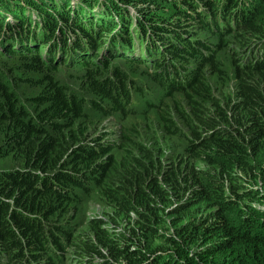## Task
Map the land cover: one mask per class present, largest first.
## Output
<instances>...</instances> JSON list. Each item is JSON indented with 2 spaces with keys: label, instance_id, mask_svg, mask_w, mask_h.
<instances>
[{
  "label": "trees",
  "instance_id": "16d2710c",
  "mask_svg": "<svg viewBox=\"0 0 264 264\" xmlns=\"http://www.w3.org/2000/svg\"><path fill=\"white\" fill-rule=\"evenodd\" d=\"M54 1L57 2V6L53 4ZM75 1L80 5H87L89 9L93 6L92 0ZM105 1H108L122 18L124 10L118 5L117 0ZM69 2L70 0H49L52 9L48 11L44 7L39 9L28 0H0V18L3 19L5 11H10L16 19L24 21L23 5L31 4L42 19L40 31L45 30V27L53 31V18H55L56 22L59 20L71 28L77 22L81 25L82 28L79 27V29L83 34L89 36L91 30L88 25L73 17L68 23L69 16L61 12L69 5ZM202 2L205 6L221 5V0H217L216 3L209 0H202ZM81 8L84 10L82 6ZM149 13L152 16L161 17L157 13L153 14L151 11ZM122 19L126 20L127 27L132 25L131 21L124 17ZM143 20L142 22L147 21L145 15ZM110 21L112 20H105L106 25ZM255 21L251 13L241 20L253 31L264 30V22L256 27ZM20 24L22 25L23 22ZM116 24L117 21H115ZM98 26L100 29L105 28V26ZM58 27L61 28L59 30L61 34H67L63 29L64 26L58 25ZM144 27H149L153 31L151 25L144 24ZM161 28V34L156 35L158 38L156 40L165 44L167 28L171 27L163 24ZM229 28L227 26V29ZM125 29L127 32L125 35H128L129 29ZM31 30H33L32 27ZM142 30L145 33L147 28ZM13 31L15 33L13 36L17 33L22 34L16 28ZM93 35V43L99 44L97 39L102 36V32L99 30L93 32ZM35 36L25 43H19L17 40L8 41L13 44L9 46H20V49L16 50L27 49L30 52L40 53L39 56L33 55L34 58L30 56L28 59H20L21 68L29 71L35 70L37 68L35 65L41 60L46 61L41 57L43 51L47 52L45 57L48 58L55 51H59L62 58L66 60L68 50L65 48L69 45L76 44L84 49L75 39L71 44L69 38L60 41L58 37H54L50 43L41 35L35 34ZM137 36L139 33L135 37ZM87 40L86 43L89 45L90 40ZM143 40L149 42L151 39L149 35L144 34ZM93 43L92 47H94ZM152 43L155 41L153 40ZM0 46L4 47L2 44ZM201 47L206 49L209 46L202 44ZM247 61L249 63L246 68L235 73V85L239 98L232 104L231 110L239 108L240 110L229 119L225 116V108L219 105L209 93V86L201 74L185 73L186 78L191 75L186 86L178 84L179 75L178 77L173 75L176 83L171 84V89L185 93L189 110L197 120V125L190 127L191 132L196 133V138H191L187 144L191 152L188 159L204 162L208 170H204L202 176L201 171L192 161H185L180 168L179 165L174 166L173 169L165 172L163 177L170 191L157 185L158 178L151 164L139 161L135 156L136 167L132 164L133 167L129 166L125 169H122L120 165L124 166L123 162L131 160L126 158L127 155H124L117 164L121 169L113 164L112 156L109 155L103 160L94 161L99 153L107 150L109 143L106 140L81 141L83 137L81 129L77 128L76 131L72 126L81 115L82 102L77 95L68 92L52 77L38 76L43 81V85L34 76L28 75L23 80L28 84L32 79H36L35 85L42 87V90L35 94L23 96L28 98L29 109L33 110L34 118L29 117L20 106L18 98L13 96L14 92L11 89L13 85L10 81V84L6 81L11 75L5 76V82L0 79L2 152L9 155L17 154L24 162L38 168L33 177L26 175L23 172L25 169H21L7 179L0 175L11 186L9 198L14 200V205L8 206L5 201H0V248H16L14 252L21 253L20 246L24 244L33 254L47 253L49 255L46 254L47 258L53 263L56 262L62 248L60 234L67 232L63 227H56L49 220L38 219L35 217L36 213L51 212L63 200L70 201V198L78 200L72 190L73 186L88 191L90 190L89 182L98 185L100 180L107 178L104 182L110 191H105L111 198L125 199L126 204L130 196L135 199V202L130 203L129 208L126 207L123 211L127 216L125 226L131 224L128 228L118 227V220L114 217L112 224L107 226L105 221L98 219L90 225V234L81 233L77 240L79 249L75 251L80 254H86L92 259L93 255L103 256L101 249L107 248L110 257L115 260L125 259L126 264L154 261L151 250L145 251L144 247L140 246L142 238L145 242L147 241L144 233L148 231V226L154 227L164 222L161 207L154 205V202L169 200L171 192L177 196L176 200L179 199L183 191L177 193L176 188L180 189L179 185L184 184L186 196L182 203L178 204L180 215L173 221L175 231L167 235L168 242L175 245L172 248L175 256H171L169 264H264V159L259 160L256 154V151H264V63L251 65L252 60ZM53 62L56 61L53 59ZM205 62L208 60L206 59ZM158 65L159 63L156 62V66ZM90 72L92 71L87 68L83 73V76L87 77L89 89L106 97L113 104V108L116 107L119 98L125 93L122 78L119 77L120 73L114 69L112 79L97 80ZM194 94L202 97V101H198ZM207 101L213 104L211 109L206 107ZM36 104L41 106L36 108ZM226 104L228 106L227 102ZM97 106L99 107V104ZM180 112L183 114L182 110ZM161 117L166 128L173 126V121L168 116L162 114ZM187 119L190 120L188 117ZM220 119L225 120L227 125H218ZM203 128L207 130L201 133ZM63 165L69 167H62ZM234 167H238L243 174L256 177V184L241 185L239 191V186L234 183V179L241 175L233 172ZM53 168H56L54 172L50 170ZM82 168V171H76ZM216 174L219 179H213ZM215 180L217 183H214ZM110 184H114V191H111ZM255 199L262 206L253 205L252 201ZM204 204L206 211L198 216L193 209H190L191 206L199 207ZM131 210L137 214L135 223L129 219ZM187 214L188 218L181 223L183 216ZM158 234L162 236L165 233ZM176 237L179 241L185 242V247L179 245ZM133 239L137 242V246L134 248L132 245L130 248L126 246V243L132 242ZM192 243L195 245L191 246ZM24 258L27 256L24 255ZM92 260L86 261L85 264H92Z\"/></svg>",
  "mask_w": 264,
  "mask_h": 264
},
{
  "label": "rangeland",
  "instance_id": "374dc122",
  "mask_svg": "<svg viewBox=\"0 0 264 264\" xmlns=\"http://www.w3.org/2000/svg\"><path fill=\"white\" fill-rule=\"evenodd\" d=\"M124 1H127L131 9L136 8L139 18L136 19V15L117 0L118 5L124 10L122 11V18H126L131 23L132 19H134L135 23L138 21L141 25L143 23H153L158 26L157 31H162L161 26L163 24L171 27L170 29L167 28L168 32L170 30L177 31V35L172 39H164L166 44L163 47L162 55L155 59V64L156 62H161L159 68L156 65L149 67L142 59L145 56L143 55L145 51L140 49L138 40H134L133 47L138 50L140 60L133 61L115 52L110 54L106 53V56L103 55V60L97 59L99 58V56H96L99 53L98 51L101 52L107 43L113 42V38L111 36L108 41H101L99 43V40L102 39L101 36L97 39L99 43L97 44L93 43L94 36L93 38L90 36L93 32L102 30L103 33L107 29L106 27L110 28L114 26L115 21L113 20L118 17V12L114 11V7L105 0H92L93 6L90 8L92 10H89L87 5H80L79 2L70 0L69 5L62 9L61 12L65 15L73 13L75 18L80 19V21L90 26L91 34L89 36L84 35L81 29L80 32L74 29L73 31L77 34V37L74 39L80 46L86 39L90 40L88 51L91 55L87 50L84 53L76 52L67 54V60L62 58V55L58 57L56 55L53 58L58 61L53 62V59L45 57L46 51H43L41 57L46 61L41 60L39 64L35 65L37 67L35 69L36 71H29L21 68L20 59H28L30 56L34 58L33 55L38 54L39 56L40 53L30 52L27 49L16 50L12 48L13 46L9 45L13 44L8 41L17 40L19 43H25L29 41V38L23 32L22 34L17 33L13 36L14 31L10 27H5V31L8 33L7 35L0 28V44L4 46V48H0V79L5 82V76L11 75L6 81L8 84L11 82L13 85L11 88L14 92L12 93L13 96L18 98L20 106L27 112L29 117L34 118L33 110L29 109L28 98H24L23 96L32 95L42 90V87L40 88L39 85H35L36 79L43 85V81L38 76L44 75L52 77L53 80L62 84L68 92L77 95L82 102L81 115L72 126L76 131L77 128L81 129L83 136L81 141H90L92 139L97 141L106 140L109 143L107 150L99 153L94 161L103 160L109 155L112 156L113 164L118 169H125V167H133L132 164H135L136 167L135 156L139 161L150 163L158 178L157 185L163 187L166 191H170L169 185L163 180V177L165 176V172L173 169L174 166L177 167L179 165L180 168L185 161H192L197 165L202 176L203 171L208 170L204 162L194 161L191 158L188 159L189 153L191 152L188 150L187 144H189L191 138H196V133L193 134L190 127L197 125V120L189 110L185 93L171 89V84L176 83L173 75H177V77L179 75L180 80H178V84L186 86L191 79V75H188L186 78L185 73L192 72L201 74L209 86L208 90L211 96L218 101L219 105L225 108V116L227 119L232 118L233 114L240 110V108L231 110L232 104L239 98L235 85L236 71H241V69L246 68L247 63H249L247 61L249 55L254 57L250 61L251 65L264 63V61L255 62L256 40L259 41L262 36L264 37V30L253 31L244 22H240V20L244 15L251 13L254 20H256L255 26H261V22H264V0H256L252 10H247L240 16L238 23L224 31H212L207 24L201 27L197 26V23L203 24L201 21L203 20V13L197 10L201 7L202 1ZM209 1L212 3L217 2V0ZM28 2L33 3L39 9L41 7H44L48 11L52 9L49 0H36L33 2L28 0ZM53 4L57 6L56 1ZM225 4L226 6L235 7L238 5V0H227ZM81 6L84 10H89L90 12H85ZM74 9H78L79 11H75ZM182 9L193 12L197 11L196 16L187 15ZM31 10V7L28 6L27 8L25 6L27 16L35 20L28 13ZM150 11L153 14L157 13L161 15V17L152 16V18L149 17L147 21L142 22L144 21V15H151L149 13ZM122 18H119L117 22L119 24H126V20ZM53 20L54 26H52V29L57 28L60 30L61 28L56 25L55 18ZM105 20L112 21L106 25ZM96 23L100 26H105V29L93 28ZM37 24L38 22L34 21L29 26V29ZM214 24L218 27V20H215ZM127 28L130 32L135 30L130 26ZM21 31L19 30V32ZM35 31H37L36 34L41 35L47 41H53L54 34L52 30L49 31L46 29L40 32L39 28H35ZM58 39L65 41L67 37L65 36L63 38L58 36ZM2 41L5 42L1 43ZM92 43L94 47L91 46ZM202 44L208 45L209 47L205 49L201 47ZM8 47L12 50H8ZM206 59L208 62H205ZM210 60L211 62H209ZM68 61H72L73 63H69ZM201 61H204V63H201ZM87 68L92 71L90 74L97 80L112 79L114 69L120 73L119 77L122 78L121 81L125 93L119 98L116 107L113 108V104L106 97L89 89L87 86V77L83 76ZM177 69L179 71H176ZM28 75L34 76L36 79H32L26 84L23 80ZM188 91L193 93L191 90ZM194 97L198 101H202V97L198 94H194ZM97 104H99V107ZM205 105L210 109L213 107L210 101H207ZM35 106L37 108L41 105L38 106L36 104ZM180 110H182L183 114H181ZM162 114L168 116L173 121V126L169 128L165 127L161 117ZM218 122V125H227V122L223 119H220ZM206 130V128H203L201 133H204L202 131L206 132ZM2 151L3 149L0 147V175L2 174L5 179L20 172L21 169H25L23 172L29 177H33L34 173L37 172V167H33L31 164L24 162L17 154L9 155L4 154ZM256 154L259 160L264 159V151H256ZM124 155H127L126 158H130L131 160L126 163L123 162L124 166L120 165V168L117 164L122 160ZM62 167L68 168L69 166L63 165ZM55 169L50 170L54 172ZM82 170L83 168L76 171ZM233 172L241 175V177H235L234 179V183L239 186V191L241 190V185L246 186L248 184L254 186L256 184V177L243 174L238 167H234ZM4 178L0 176V201H5L7 206L10 204L14 205V200L9 198L11 186L6 183ZM213 179H219V176L216 174ZM104 180L107 181V178H104ZM104 180H100L98 185L94 182H89L90 190L88 191L87 189L73 186L72 190L75 192L76 198L79 201L75 198H70V201L63 200L51 212L36 213L37 216L35 217L38 219L49 220L56 227H63L67 232L66 234H60L62 248L56 262L53 263L47 258V253L42 254L37 252L33 254L24 244H21L20 251L22 254L14 252L16 248H0V264H85L86 261L92 259V264H126L125 259L119 258L115 260L110 257L107 248L101 249L104 254L103 256L93 255L92 259L86 254L82 255L78 251H75L79 249L77 240H79L81 233L90 234V225H93L98 219L105 221L107 226L112 224L114 217L118 220V227L128 228L131 224L125 226L124 222L127 221V216H125L123 211L126 207L129 208V204L134 203L135 199L130 196L126 204L125 199L111 198L107 191H105H110V189L105 186ZM214 183H217V180ZM110 185L112 187L111 191H114V184ZM179 186L180 189L178 187L176 188L177 193L183 191L179 199L176 200L177 196L171 192L169 200L154 202V205L161 207L164 222L158 226H148V231L144 233L147 241L145 242L142 238L140 246L144 247L145 251L151 250L150 252L153 254L152 260H155L142 264H169L171 256H175L172 251L175 245L168 242L167 235L175 231L173 221L180 215L178 211L180 206L178 204H181L186 196L184 184ZM2 189H5V191H2ZM252 204L262 206L256 199L252 201ZM190 209L194 210L196 216L206 211L205 204L199 207L191 206ZM158 213H160V209H158ZM187 218L188 214L183 216L181 223ZM129 219L135 223L137 219L136 212L131 210L129 212ZM158 233L165 234L161 236ZM176 239L179 245L185 247L186 244L184 241H179L178 237ZM131 245L134 248L137 246V242L133 239L132 242L126 243V246L129 248ZM190 245L194 246L195 244L192 243ZM24 255L27 258H24Z\"/></svg>",
  "mask_w": 264,
  "mask_h": 264
},
{
  "label": "bare ground",
  "instance_id": "6f19581e",
  "mask_svg": "<svg viewBox=\"0 0 264 264\" xmlns=\"http://www.w3.org/2000/svg\"><path fill=\"white\" fill-rule=\"evenodd\" d=\"M255 1L256 0H239L238 5H236L235 7L226 6L224 1H221L220 6H218L217 4H215V5L211 4V5L205 6L204 3H202L201 7L197 10H199L200 12L203 13V20H201L203 22V24L197 23V26L201 27V26H204V24H207L210 26V30H212V31H216V30L224 31L227 29V26L233 27L236 23H238L239 18L244 11L252 10ZM184 12L187 15H191V16L195 17L197 11L193 12V11L184 10ZM117 16L118 17L115 19V21H117L120 18L118 14H117ZM215 20H218V27H216L214 24ZM131 24H133V25H131L130 27H133L135 30L131 31V32L129 30L128 35L127 34L125 35V36H127L129 41L125 42V39H124L125 36L123 35V36H120L119 40H114L113 42L107 43L105 45V47L108 49V51L106 49L105 50L103 49L101 52L98 51L99 53L96 56H99V58H97V59L103 60V55L106 56V53L110 54V53L115 52V53H119L122 56H124L128 59H131L133 61L134 60H140V57H139L140 54H138V50H136L133 47L134 40H138V44H139L140 49L145 51V52H143V55H145V56H143L144 58H142V59L147 63V65H149V67H151V65H153V66L156 65L155 59L159 58L162 55L163 47L166 44V42H165V44H163V42H158L156 40V39H158L157 36L152 32L151 28H149V27H143L144 29L147 28V31L144 33V31L139 28L138 23H135L134 19H132ZM119 26H121V24H119L117 22L116 27H119ZM119 30L122 34L127 33L126 31H124L121 28H119ZM138 33H139V36L135 37ZM144 34L149 35V37L151 39L149 42H147V40H143ZM176 35H177V31L167 32L165 34V39L166 38L172 39ZM102 36H103V39L99 40V42L108 41L110 39V37L112 36V34H111L110 30H108V31L104 30ZM68 38L72 44L74 38L71 36H69ZM153 40L155 41V43H152ZM86 41L88 42V40H86ZM86 41L83 44H81V46H83L84 49L79 48L76 44L75 45H69L68 48H65V49L68 50V54H72V53H76V52L84 53L86 50L88 51V48H89V45L86 43ZM1 47L2 46H0V48ZM12 48L20 49V46L16 45V46H13ZM88 53H89V51H88ZM46 54H47V52H46ZM56 55L58 57V56H61L62 54H59V51H55V53H53L52 55H49V57L53 58V56H56ZM90 55H88V56H90ZM107 56H109V55H107ZM256 57L259 60L264 59V46H262V48L257 51ZM54 60L56 62L58 61L57 59H54ZM66 60H67V57H66ZM68 62L73 63L72 61H68ZM158 66H156V67H158Z\"/></svg>",
  "mask_w": 264,
  "mask_h": 264
},
{
  "label": "clouds",
  "instance_id": "9594fccd",
  "mask_svg": "<svg viewBox=\"0 0 264 264\" xmlns=\"http://www.w3.org/2000/svg\"><path fill=\"white\" fill-rule=\"evenodd\" d=\"M199 2L200 1H202V0H198ZM221 1H224L225 3H226V1L227 0H221ZM119 2L123 5V6H125L126 8H129L130 9V11L134 14V15H136V17L137 18H139V14H138V12H137V10H136V8L135 9H131V7L130 6H128V4H127V1H124V0H119ZM238 3H239V0H238ZM193 4H198V3H193ZM25 6L28 8V6L29 7H31L32 8V10H31V12H28V13H30L34 18H35V20H37V22H38V24L36 25V26H32V28H33V30H31V29H29V26H31V24L35 21V20H32L31 18H29L28 16H27V12L25 11ZM198 6V5H197ZM23 7H24V10H22V17H23V19H24V21H21V19L20 20H18V19H16V17L10 12V11H5L4 12V16H3V19L2 18H0V20H1V25H0V28H2V30H4L5 31V27H10V29L11 30H14L15 28L16 29H18V30H22L21 32H24V35H26L27 36V38H29L28 40L30 41V40H32L34 37H36L35 36V34H36V32L37 31H35V28H39L40 29V25H42V19H41V16L40 15H38L37 13H36V10L31 6V4H24L23 5ZM85 12H88V11H85ZM246 11H244L242 14H244ZM89 13V12H88ZM249 14V13H248ZM247 15V14H246ZM246 15H244L243 17H245ZM53 16L55 17V15H54V13H53ZM68 23H69V21H70V18L71 17H73L74 19H75V17H74V15H73V13H70V14H68ZM242 16V15H241ZM152 18V15H145V18H146V20L148 19V18ZM243 17L241 18V20L243 19ZM240 19V18H239ZM28 20V21H27ZM241 20H240V22H241ZM21 22H23V24L21 25L20 23ZM76 22V21H75ZM239 22V21H238ZM21 26V28H20V26ZM84 24H86V25H88L87 23H85L84 22ZM145 24V26H147V25H151L152 26V28H153V33L155 34V35H157L158 36V34H161V31H157V28H158V26L157 25H154L153 23L152 24H148V23H144ZM144 24H139L138 23V25H139V28L140 29H142L143 27H144ZM56 25L58 26V25H62V27H63V29L66 31V33L67 34H63V36H61L62 34L59 32V30L56 28V29H53V36L54 37H58V36H60V37H69V36H71V37H73V38H76L77 37V34L73 31V29L75 30V31H77V32H80V29H79V27L80 28H82L81 27V25H78V23L76 22L75 23V26H73L72 28L71 27H69V26H67L66 24H63V23H61L59 20H57V22H56ZM159 25V24H158ZM89 26V25H88ZM123 27V28H122ZM89 28H90V26H89ZM93 28H99V26H98V24L96 23L94 26H93ZM119 28H121V29H123L124 31H126V29L125 28H127V23L126 24H121V26H119V27H116V25H114V26H112V27H110V28H107V29H109L110 30V32H111V34H112V38H113V41L114 40H119V38H120V36H125V34H122L121 32H120V30H119ZM46 29H48V27H45V30ZM101 29H105L104 27H101ZM49 31H51L50 29H49ZM6 33H7V31H5ZM40 32H42V31H40ZM101 32H102V30H101ZM15 34V33H14ZM103 34V33H102ZM7 35H8V33H7ZM93 34L91 35V37L93 38ZM124 39H125V42H128L129 40H128V38H127V36H125L124 37ZM87 40V39H86ZM85 40V41H86ZM256 43H257V47H256V55H257V51L259 50V49H261L262 48V46H264V37L262 36L261 37V39H259V41L258 40H256ZM91 46H92V44H91ZM8 50H12L10 47H8L7 48ZM251 58L253 59L254 57L252 56V55H249L248 56V59L247 60H251ZM262 61H264V59L263 60H259V59H257V57H256V59H255V62H262ZM159 63V65L161 66V62L159 61L158 62ZM159 66V67H160ZM159 67H157V68H159Z\"/></svg>",
  "mask_w": 264,
  "mask_h": 264
}]
</instances>
